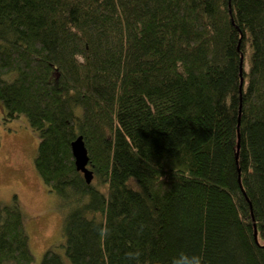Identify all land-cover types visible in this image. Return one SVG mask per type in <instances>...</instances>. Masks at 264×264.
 Wrapping results in <instances>:
<instances>
[{
    "label": "trees",
    "instance_id": "obj_1",
    "mask_svg": "<svg viewBox=\"0 0 264 264\" xmlns=\"http://www.w3.org/2000/svg\"><path fill=\"white\" fill-rule=\"evenodd\" d=\"M0 103L66 208L37 264H264V0H0ZM33 262L0 203V264Z\"/></svg>",
    "mask_w": 264,
    "mask_h": 264
},
{
    "label": "rangeland",
    "instance_id": "obj_2",
    "mask_svg": "<svg viewBox=\"0 0 264 264\" xmlns=\"http://www.w3.org/2000/svg\"><path fill=\"white\" fill-rule=\"evenodd\" d=\"M0 103V203L22 209L29 242L37 264L44 252L62 237L65 207L36 170L34 157L39 136L26 118L10 121ZM95 182V178L91 180ZM258 239V229L255 227Z\"/></svg>",
    "mask_w": 264,
    "mask_h": 264
},
{
    "label": "water",
    "instance_id": "obj_3",
    "mask_svg": "<svg viewBox=\"0 0 264 264\" xmlns=\"http://www.w3.org/2000/svg\"><path fill=\"white\" fill-rule=\"evenodd\" d=\"M72 152L75 158V164L77 169L84 174L86 182L90 183L94 177V173L93 170L89 167L90 157L88 153V148L82 135L78 136L72 142Z\"/></svg>",
    "mask_w": 264,
    "mask_h": 264
},
{
    "label": "clouds",
    "instance_id": "obj_4",
    "mask_svg": "<svg viewBox=\"0 0 264 264\" xmlns=\"http://www.w3.org/2000/svg\"><path fill=\"white\" fill-rule=\"evenodd\" d=\"M194 264H200V261H199V260H196V261L194 262Z\"/></svg>",
    "mask_w": 264,
    "mask_h": 264
}]
</instances>
